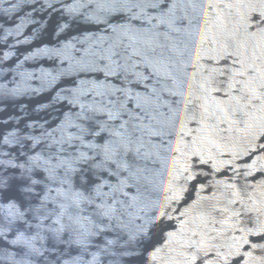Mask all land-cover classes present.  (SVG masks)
Instances as JSON below:
<instances>
[{"label": "water", "instance_id": "water-1", "mask_svg": "<svg viewBox=\"0 0 264 264\" xmlns=\"http://www.w3.org/2000/svg\"><path fill=\"white\" fill-rule=\"evenodd\" d=\"M111 264H264V0H44Z\"/></svg>", "mask_w": 264, "mask_h": 264}]
</instances>
